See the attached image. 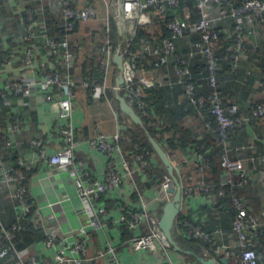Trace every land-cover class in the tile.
Listing matches in <instances>:
<instances>
[{"label": "built area", "instance_id": "obj_1", "mask_svg": "<svg viewBox=\"0 0 264 264\" xmlns=\"http://www.w3.org/2000/svg\"><path fill=\"white\" fill-rule=\"evenodd\" d=\"M223 1L195 0L194 12L198 15V19L195 21L175 14L180 0H110L109 10L115 21L121 25L126 24L131 29L132 20H138L143 24L149 23L152 20L151 11L154 10L158 13L161 17L159 19L165 22L169 35L158 45H151L147 38L141 37V50L148 55L162 56L160 60L154 62V68L159 67L161 63H164L163 61L172 59L174 61L172 67L176 75L175 81L183 85L184 95L198 109L208 103L214 122L218 125L220 143L224 147L221 158L224 172L220 183L229 185V195L234 209L231 231L235 238L233 241H219V236L226 233L222 228L208 232L199 224L193 225L184 222V226L187 227L186 233L194 238L205 240L208 244L206 250L219 258L226 257L228 259L234 253H239L240 264H261L264 263V252L259 249L261 245L258 241H254V238L264 233V221L248 209L242 195L234 192L236 187L249 186L252 178L244 160L231 156L229 137L236 129L244 126L250 118L263 117L264 105L254 104L247 116L241 117L237 115L235 105L229 106L223 102L216 77L219 67L218 58L214 55L211 45L218 38L220 30L223 29V26L216 22V18L220 19L223 16L213 14V11ZM78 2L79 0H19L21 7L20 45L10 50L6 49L0 41V69L10 64L15 55L18 56L19 63L29 71L26 75L13 79L0 78V98L4 99L9 95L30 96L33 92L38 91L45 101L57 107L61 118H63L62 121H57L55 124V132L62 140L60 148L49 153L45 149L43 141L38 138L31 139L30 145L37 149L40 160L45 159L56 168L69 170L73 174L76 196L80 201V209L86 217V224L77 227L72 234L62 233L56 224L49 225L44 229V248L53 253L45 264L67 262L69 257L66 253L69 251L79 254L82 258H76L75 261L81 263L84 257L88 256L89 237L92 230L106 227L109 223L127 226L132 231V235L124 241L125 246L133 252L145 253L140 256V260L129 264H199L182 257L180 251L173 249L160 229V217L154 210L157 206L163 207L167 201L173 198L174 191L171 189L176 190L177 188L174 176L166 173L158 185L147 188L152 191V195L142 192L135 181V175H138V178L145 183L151 178L150 167L154 163L155 157L154 153L150 151L133 153L132 161L126 157L120 144L121 129L132 127L135 123L128 115H125L123 123L118 124L111 136L97 131L89 138L92 148L102 152L106 157V167L102 177L93 175L84 163L75 157V128L71 116L74 111L76 82L72 78L70 69L82 46L71 45L70 29L79 22L90 20L97 15L93 5L79 6ZM132 4L135 5L134 8H132ZM231 17L234 22L233 34L235 37L233 49L238 56L246 47V20L252 18L258 21L264 20V0H245L241 6L233 8ZM48 19L58 20L61 28L53 32L52 29L55 25L49 24ZM2 28L3 21H0V32ZM187 28L199 31L201 40L195 42L193 49L183 56L177 53L176 40L183 36ZM132 32L135 34L136 27ZM126 39L127 37L122 35L121 43H118L114 48L108 43L99 45L98 53L101 58L98 72L102 74V82L98 83L96 78L85 79L82 81V85L93 96L105 97L107 78L112 62H114V55L120 54L122 55L123 68L118 70L116 81L121 79L122 82H116L112 86V90L116 97L117 95L124 97L129 105L133 108L135 105L141 114H146L141 97L142 90L154 86L153 80L142 72L141 68H138L136 53L122 47V42ZM226 50L231 51L232 47H227ZM196 54L202 55L207 64L206 78L212 88L211 93L207 96L199 94L198 86L191 76L189 58ZM211 124L210 120L206 122L207 127H211ZM8 125L13 131H17L23 127V119L18 114H13ZM2 126L3 121L0 118V131ZM96 128H100L99 123H96ZM10 144L9 140L7 145ZM202 149L203 145H195L189 160V162H199L197 167L199 172L208 162ZM170 160L174 171H180L183 164L188 163L173 157ZM258 160L260 165L255 168L264 175V152ZM22 165L23 162L19 159L14 166L0 167V192L3 187H7L10 197L17 201L21 207V213L17 216V222L12 224V230L1 229L0 231V257L15 256L20 259L21 264H41L45 258L41 259L32 252L35 247L34 243L19 249L14 241L16 238L14 231L21 228V220L29 218L32 207L26 190L27 175L21 168ZM127 185H130L127 197L130 200L129 197L132 196V203L120 208L118 218L102 221L101 216L105 213V206L101 205L100 201L104 195L114 194ZM196 187L199 190L201 201L205 202L202 197L205 198L209 194L210 185L202 177H199L196 180ZM225 191V188H221L219 193L223 194ZM193 192L192 186L183 188L180 186V194L187 198ZM133 194L137 195L141 203L133 201ZM117 253V248L111 241H104V246L98 249V255L103 258L105 264H125L119 260ZM85 260H93V257Z\"/></svg>", "mask_w": 264, "mask_h": 264}, {"label": "crops", "instance_id": "obj_2", "mask_svg": "<svg viewBox=\"0 0 264 264\" xmlns=\"http://www.w3.org/2000/svg\"><path fill=\"white\" fill-rule=\"evenodd\" d=\"M186 1L187 5L181 6L177 10L179 16L190 21L197 20L198 15L194 12L195 2L193 0ZM4 3V18L12 23L8 24L6 31L1 30L0 41L6 49L11 50L20 45L19 17L21 7L19 0H6ZM213 14L223 16L220 19L216 18V22L220 23L224 27V31L230 34L232 17H225L218 7L213 11ZM1 16L3 14L0 15V21H2ZM3 21L5 20L3 19ZM160 23L161 20L159 19L150 20L145 27L147 33L157 44L161 43L162 31H164ZM245 29L247 45L240 57H236L235 67L232 68L231 66L229 68L230 64L226 58L221 59L219 65L223 102L225 105H235L241 115L247 114L252 104L264 101V20L247 19ZM130 32H132V29L128 27L127 35L132 34L133 36L134 34ZM197 37V32L189 28L177 42L183 51H190L193 49V41ZM190 58L192 66L197 68L199 74L197 77L199 91L209 94L211 88L206 75H201L205 61L204 57L196 54ZM158 68L152 67L149 70L142 69L141 71L152 78L154 86L157 87V98L160 97L161 101H164L165 106L171 109L173 116L180 118L178 119L179 122L186 123V129L192 133L194 139L201 140L205 128L197 113L196 117L192 113H187L186 109L189 108L188 105L190 104L187 103V97L183 94L182 86L175 83L176 77L174 78L171 69L167 65L164 68L160 66ZM28 72L19 63L18 56L14 55L12 62L0 69V78L13 79L26 75ZM74 101L71 120L75 128V157L81 160L93 175L102 177L106 167V157L102 152L92 148L89 138L97 131L111 136L118 124L123 123L127 114L122 111L118 99L116 102L107 97L101 100V97L88 95L81 87H77L74 91ZM2 102L0 110L5 111L9 118L3 119V126L0 131V167L14 166L19 159L23 162L21 168L27 175L26 190L32 204L29 216H31L35 230L30 243L35 244L32 252L41 259L45 258L44 262H41V264H45L53 254L52 251L46 250L43 245L44 229L47 226L56 224L62 233L72 234L77 227L86 224V217L80 209V201L76 196L73 174L69 170L56 168L45 159L40 160L37 149L30 145L31 139L38 138L43 141V145L49 153L58 150L62 140L55 132V124L57 121H62L63 118H61L57 107L45 101L38 91L33 92L30 96L9 95L7 98L2 99ZM13 114H18L23 119V127L17 131H13L8 125ZM263 117L260 119L250 118L229 139L231 156L244 160L252 178L251 185L257 184L261 189L260 196L262 200L260 205L255 208L257 215H264V175L259 169L255 168L260 165L258 159L264 152ZM96 123L100 124L99 129L96 128ZM9 140L11 144L7 145ZM174 142L175 146L171 147L172 157L182 162H189L193 150L191 146L181 145V141L176 138ZM155 160H157L156 157ZM134 178L140 190L144 189L142 192L152 195V191L147 188V191H145L147 186L142 179L138 178V175H135ZM128 186L130 185L123 187L114 194L104 195L100 201V204L105 206V213L101 216L102 221L106 222L118 218L120 208L123 205L132 203V196L129 197L130 200L127 197L129 195ZM133 201L135 203L140 202L134 200V197ZM189 202L193 207L194 215L202 211L197 193H192ZM154 210L161 217L162 207L159 209L157 206ZM20 211L21 207H19L18 202L10 197L9 189L3 187L0 192V220L2 223L9 224L21 213ZM124 228L122 224L109 223L106 227L91 229L88 256H85L82 262L78 263L75 259L81 256L69 251L66 253L69 260L63 264H105L103 258L98 255V249L104 246V241H111L116 246L118 258L122 263L129 264L140 260V256L145 255V253L133 252L125 246L124 241L129 238L126 236L129 231L126 230V233ZM223 230L226 233L219 236V241H233L235 236L231 231V227ZM259 244L264 246L262 242H259ZM90 257H93V260H85ZM6 259L7 262H4V264H21L18 257L14 256Z\"/></svg>", "mask_w": 264, "mask_h": 264}, {"label": "trees", "instance_id": "obj_3", "mask_svg": "<svg viewBox=\"0 0 264 264\" xmlns=\"http://www.w3.org/2000/svg\"><path fill=\"white\" fill-rule=\"evenodd\" d=\"M4 1H0V15L2 21L3 19V30L6 31L8 24L12 22H8L6 18H4ZM109 1L110 0H79L78 5L84 6L86 4H91L95 7L97 11V15L87 21L79 22L74 28L70 29V36H71V45H81V50L76 54L74 59V63L70 69V73L72 78L76 82L77 86L74 88L76 91L77 87H81L84 89L88 95H92L91 92L82 85V81L85 79H92L96 78L98 83L102 82V74L98 72L99 69V61L101 55L98 53V48L100 44L108 43L111 47H116L118 43H121L122 40V32H121V24L115 21L111 15L109 10ZM245 0H224L221 4H219L220 10L225 17H230L233 8L239 7L244 3ZM195 2V0H193ZM187 5L186 0H180L179 7ZM177 8V10H178ZM176 10V11H177ZM149 11V10H148ZM195 11V7H194ZM151 18L152 20H157L161 18L156 11H151ZM176 15L179 16L178 12H175ZM51 16V15H48ZM160 20V19H159ZM49 24L55 25L52 29L55 32L57 29L61 28V24L58 20H50L48 19ZM147 23H140L136 28V32L133 36L128 37V40L122 42V47L126 49H131L133 52L136 53V62L138 64V68L143 70H149L154 67V62L160 60L162 58L161 55H148L141 50L140 39L141 37H145L148 39L151 45H158L155 40L150 37V34L147 33L145 27ZM162 26V33L161 40L169 35V30L167 29L165 22L161 21ZM233 25L234 22L231 19L230 22V34L226 33L224 27L219 32V36L212 42V49L214 55L218 58V66L220 65L221 59L226 58L227 62H229V68L232 66L235 67L236 57H240V55L236 56V51L233 49L235 46V37L233 34ZM14 27V25H13ZM16 27V26H15ZM189 29V28H187ZM185 30V32L187 31ZM184 32V33H185ZM198 34V37L193 41L194 43L201 40V33L199 31H195ZM184 35V34H183ZM178 40V39H177ZM176 40L177 46V53L181 55H187L189 50L183 51L180 48ZM247 45V43H246ZM227 47H232L231 51L226 50ZM245 50V49H244ZM199 55V54H198ZM114 59V58H113ZM205 59V58H204ZM171 61V62H169ZM160 67H169L171 72L176 77L175 72L172 67V63L174 62L172 59L163 61ZM204 66H202V73L201 75L208 74L207 64L204 61ZM189 66L191 71V76L197 83V77L199 74L197 73V68L193 67L191 64V58H189ZM198 67V66H197ZM158 68V67H157ZM159 69V68H158ZM232 71V69H231ZM233 72V71H232ZM118 73V68L116 62H112L110 67V72L107 78V88H106V96H102L101 100L104 98H109L111 101H117V97L112 90V86L116 84V75ZM220 66L217 70V80H218V87L222 94V84L220 83ZM173 78V79H174ZM220 78V79H219ZM175 83L182 86L183 94L184 88L183 85L179 82ZM160 86V85H159ZM158 86V87H159ZM199 88V86H198ZM211 88V87H210ZM157 87L152 86L142 90V101L144 104V109H146V114H141L139 110L134 105L135 111L141 117V124L133 123L132 127H124L121 129V137H120V144L126 154V157L132 161L133 153L137 152H145L150 151L154 153V157L157 160L150 167V172L152 174L151 178L146 181L145 188H151L152 186L158 185L163 175L168 173L166 165L163 161L159 158L157 153L155 152L152 143L150 141L151 137L156 140L162 148L166 151L170 158H172V148L175 146L174 139H178L181 141V145L184 146H191L194 149L195 145H203V153L205 157L208 159L206 165H204V169L199 172L197 167L199 162L197 161H190L188 163H184L181 167L180 171H174L177 180L180 183L181 188L185 186H192L194 193H197V197L200 199L199 190L196 187V180L199 177H202L205 182L210 185V192L206 195L205 198L202 197L205 202L201 201L200 204L202 211H198L197 215L193 214V207L190 204V198H188L180 194V209L177 214V217L174 221L172 234L173 238L181 248L180 253L185 255L187 259L198 262L197 257L199 255H203L206 258H213L216 261H219V256L209 252L206 250L208 244L205 240L194 238L186 233V226H184V222L193 225H201L203 229L208 232L215 231L218 228L227 229L231 227L232 217L234 215V209L231 203L230 197V190L229 185H221L220 180L222 174L224 172L223 167L221 166V158L222 153L224 152L223 144L220 143V137L218 133V125L214 122V117L210 112V105L206 103L202 108L198 109L195 105H193L188 98L187 103L190 105L189 108L186 109L188 114H194L196 117L199 116L204 128L205 132L201 140H196L192 137V133L186 129L185 122H179L175 116L172 115L171 109L167 108L164 104V101H161L160 97L157 98L158 92ZM200 90V88L198 89ZM212 91V88H211ZM211 93V92H210ZM209 93V94H210ZM123 94V92H121ZM201 95H209L204 94L199 91ZM93 96V95H92ZM260 104H264V101L257 102ZM3 104L2 98H0V106ZM256 104V103H255ZM233 105V104H232ZM252 104L251 106H253ZM250 106V108H251ZM250 110V109H249ZM248 110V111H249ZM3 110H0V118L3 121L8 119L9 116ZM249 113V112H248ZM247 113V114H248ZM199 114V115H198ZM247 114L241 115V113L237 109V115L243 117L247 116ZM253 119V117L251 118ZM254 119H260V117H255ZM210 120L212 122L211 127L206 126V122ZM264 120V117H263ZM243 127V126H242ZM241 127V128H242ZM241 128L236 129L234 132L231 133L229 139L232 135L240 130ZM17 163V162H16ZM18 166V165H17ZM22 167V166H21ZM221 188H225L226 191L223 194L219 193ZM144 189H142L143 191ZM234 192L242 195L245 205L250 209L252 212L255 213V208L258 207L261 203V189L258 187L257 184L250 183L249 186H240L234 188ZM134 195V200H138L137 195ZM182 195V196H181ZM192 195V194H191ZM196 195V194H195ZM160 209V206L158 207ZM18 216V215H17ZM259 217L264 219V215L259 214ZM260 218V219H261ZM17 217L13 219L9 224H4L0 220V231L1 229H5L7 231L12 230V224L17 222ZM261 219V220H262ZM264 221V220H262ZM125 232L126 230L129 233L126 235L130 237L132 235V231L124 225ZM15 243L17 248H23L28 245L30 240L33 239L35 230L33 228L31 216H29L26 220H21V228L19 230H15ZM127 233V232H126ZM32 235V236H31ZM254 241L262 242L264 245V233L259 235L258 237L254 238ZM260 250L264 252V246L259 247ZM189 252V253H187ZM9 257V256H8ZM8 257H0V264H4L7 262ZM223 264V263H221ZM226 264H240V254L234 253L228 258V262ZM264 264V263H261Z\"/></svg>", "mask_w": 264, "mask_h": 264}, {"label": "water", "instance_id": "obj_4", "mask_svg": "<svg viewBox=\"0 0 264 264\" xmlns=\"http://www.w3.org/2000/svg\"><path fill=\"white\" fill-rule=\"evenodd\" d=\"M114 62H116L119 70L123 68L122 55L115 54ZM117 82L120 83L122 82V80L117 79ZM117 99L119 100V104H120L122 111L126 113L131 118V120H133V122L141 124L142 122L141 117L136 113L134 108L126 102L125 98L120 95H117ZM150 141L157 155L166 165L168 173L171 176H174V179L176 181V186H177L176 190L171 189V191H174L173 198L170 201H167L162 207V214H161L160 222H159L160 229L164 233L166 239L172 245L173 249L175 251H181V248L178 246V244L174 240L173 234H172L174 220L180 208V183L174 175V169H173V165H172L169 155L166 153V151L162 148V146L156 140L150 137ZM197 261L201 264H221V263L226 264L228 262V259L226 257H221L219 258V261H216L213 258H206L203 255H199L197 257Z\"/></svg>", "mask_w": 264, "mask_h": 264}, {"label": "rangeland", "instance_id": "obj_5", "mask_svg": "<svg viewBox=\"0 0 264 264\" xmlns=\"http://www.w3.org/2000/svg\"><path fill=\"white\" fill-rule=\"evenodd\" d=\"M125 22H128V21H125ZM138 24H140V22L138 20H132V31H135V27L137 28ZM121 32H122V35L125 36V38L127 37L126 40H128V37L132 36V34L127 35L128 34V27H127L126 24L125 25H123V24L121 25ZM130 33H133V32H130ZM181 256L185 257L187 259V257L185 255H183L182 253H181Z\"/></svg>", "mask_w": 264, "mask_h": 264}, {"label": "bare ground", "instance_id": "obj_6", "mask_svg": "<svg viewBox=\"0 0 264 264\" xmlns=\"http://www.w3.org/2000/svg\"><path fill=\"white\" fill-rule=\"evenodd\" d=\"M135 7V5L134 4H132V8H134Z\"/></svg>", "mask_w": 264, "mask_h": 264}]
</instances>
